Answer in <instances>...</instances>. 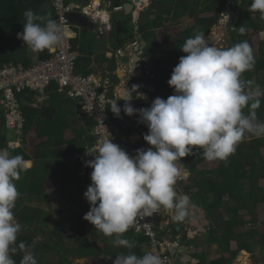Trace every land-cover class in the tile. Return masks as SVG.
I'll return each instance as SVG.
<instances>
[{
	"label": "trees",
	"instance_id": "obj_1",
	"mask_svg": "<svg viewBox=\"0 0 264 264\" xmlns=\"http://www.w3.org/2000/svg\"><path fill=\"white\" fill-rule=\"evenodd\" d=\"M90 1L92 0H65L66 4ZM239 2L241 4L234 5L238 18L236 22L229 24L231 40L226 48L243 40L251 43V34L264 32V20L260 19V13L250 11L252 0ZM227 6V0H151L148 10L140 16L138 27L140 36L147 43L144 56L155 65L153 84L156 92L151 95L153 101L157 97L167 99L174 94V89L168 84L174 68L168 71L164 69L166 65L178 64L180 57L186 55L180 49L181 45L187 38L200 31L205 33V39H210L212 30L226 16ZM29 9L35 14L57 20L56 12L48 0H0V69L9 64L29 67L35 62L50 58V49L35 52L18 38L25 22L23 14ZM204 15L210 16L203 17ZM184 18L193 19L195 25L171 39L166 34L167 24L178 23ZM122 24L125 25L124 31L128 30V21H122ZM241 26L246 29L243 35L239 32ZM160 29L165 30V43L158 40L157 31ZM73 30L77 33L76 38L72 40L73 50L77 54V72L88 76L93 74L90 66L94 60L101 62L102 66L105 64V70L113 82L110 97L118 102L122 109L119 117L111 109L110 111L115 121L120 122L125 116L123 108L126 102L114 96L115 88L121 83L116 75V59L106 58L111 49L116 53L122 47L118 44L119 41L114 39L118 35L116 30L112 34L111 44L101 42L105 37L98 38L86 28L73 27ZM254 56L255 67L242 76L246 82L255 79V82L246 86V91L254 90L257 85L264 90V42L259 46V55ZM19 99L27 103L22 107L25 133L33 132L40 143L36 146L33 156L28 154L26 142H23L20 148L11 150L10 134L5 128L4 110L0 107V148H7L12 155H22L25 161H33V167L22 172L20 179L15 181L20 197L13 211L16 220L23 227L18 234L17 246L21 241L24 242L28 246L27 251L35 255L38 264H54L51 259L56 256L61 259L59 264H73V256L78 259L114 260L118 254L129 251L137 256L144 255V249L149 244L148 238L128 230L124 238L133 241L135 246L132 249L114 246V237L105 236L83 219L90 210L84 193L91 184V176L81 178L80 164L72 163L70 159L94 142L95 138L91 134L94 120L89 116H79L78 102L59 93L56 84L48 89L46 100L41 105L37 101L38 94L34 92L25 91L19 95ZM260 101V107L255 111L257 120L264 122V96L260 97ZM243 111L248 114L249 109L246 107ZM143 125L147 134L149 129L145 123ZM72 128L74 138L67 140L65 132ZM260 138L246 134L227 161L217 160L218 166L214 171L202 170L205 158L199 149H194L186 162L190 171L194 172L199 168L194 172L196 175L193 176L189 191H196L193 194L195 204L211 217L208 243L227 249L234 243L237 249L232 252L233 257L245 250L251 253L258 263H261V260L264 262V257L256 255L258 247L264 249V233L260 234L258 231V207L264 204V187L259 185V182L264 180V140ZM245 141H249V144L246 145ZM146 143L143 141L135 145L128 144L127 152L145 149ZM66 162L69 163L68 166ZM47 183H54L58 195L65 196L69 205L66 210L57 211L59 217L54 224L51 223L54 213L51 207L53 195L48 192ZM30 202L49 204V210L32 207L28 205ZM225 215L229 216V219L219 221V218ZM39 237H42V240H39ZM23 255L24 251H18L13 256L16 264H20ZM233 257H221L212 264H232Z\"/></svg>",
	"mask_w": 264,
	"mask_h": 264
},
{
	"label": "clouds",
	"instance_id": "obj_2",
	"mask_svg": "<svg viewBox=\"0 0 264 264\" xmlns=\"http://www.w3.org/2000/svg\"><path fill=\"white\" fill-rule=\"evenodd\" d=\"M250 11L259 12L264 20V0H252ZM23 15L25 22L18 38L31 50L41 52L60 45L62 25L56 19L30 9ZM245 31L244 26L239 27L241 35ZM180 49L186 55L180 57L168 80L173 95L157 97L150 107L141 109L131 105L133 96L123 98V112L139 115V122L149 129L143 138L152 147L137 149L134 156L110 139L98 148H86L94 159L86 161L92 172L84 193L90 210L83 219L105 236L114 237V246H135L124 234L138 217L152 216L161 209L176 222L191 215V198L176 185L178 162L192 155L194 149L202 150L209 161H227L246 134L264 137V122L257 120L255 111L264 90L257 85L246 91L251 82L242 79L243 73L255 67L250 43L243 40L228 48L217 47L207 43L200 31L187 38ZM246 107L248 114L243 111ZM110 109L120 116L118 102L114 101ZM27 168L22 155L0 148V264H16L13 256L18 251H24L20 264H38L24 242L17 246L23 227L13 211L20 197L15 181ZM112 264H162V259L152 252L137 256L129 251L118 254Z\"/></svg>",
	"mask_w": 264,
	"mask_h": 264
},
{
	"label": "built area",
	"instance_id": "obj_3",
	"mask_svg": "<svg viewBox=\"0 0 264 264\" xmlns=\"http://www.w3.org/2000/svg\"><path fill=\"white\" fill-rule=\"evenodd\" d=\"M48 1L56 12L58 23L62 25V42L59 46L50 48V58L47 60L35 62L29 67L9 64L0 69V107L4 110L5 128L10 134L9 148L15 150L20 148L28 137L25 133V119L22 114V107L27 103L19 99L20 94L25 91L38 94L37 101L41 105L46 100L48 89L56 84L59 93L78 102L79 116H89L95 122L91 131L95 138L94 142L75 153L70 159L72 163L80 164L79 176L85 179L91 176L92 172V169L86 166V161L94 159V156L86 153V148H98L110 139L127 151L126 146L131 144V138L123 132L124 122L115 121L110 111L115 101L110 97L113 89L110 74L86 76L77 72V54L72 45V40L76 38L73 27L76 26L69 21L68 14L76 13L86 16L94 24L93 32L96 37L108 38L116 29L114 19L123 12L124 5L118 0L116 2L114 0H92L88 3L72 2L69 4H66L65 0ZM138 44L139 42L133 45L135 47L139 46ZM125 49L127 50V48L119 49L115 54L123 56ZM146 71L148 73L147 69ZM151 78H154V75ZM135 128L142 129L144 125L137 122ZM128 153L135 155V151H128ZM160 212L161 210L152 216L138 217L129 230L149 239L146 248L153 254L159 255L162 264H176L178 253L181 251L179 242L181 238L168 234L166 226L160 231L156 230L152 218Z\"/></svg>",
	"mask_w": 264,
	"mask_h": 264
},
{
	"label": "crops",
	"instance_id": "obj_4",
	"mask_svg": "<svg viewBox=\"0 0 264 264\" xmlns=\"http://www.w3.org/2000/svg\"><path fill=\"white\" fill-rule=\"evenodd\" d=\"M149 2L151 3V0H149ZM149 2L147 4H149ZM129 17L132 18V16H129ZM128 19L129 18H127V21ZM133 19L136 20L135 18H132L130 23L133 22ZM133 27L135 28V33L133 34L134 37L132 38L133 40L131 39V42L129 41L127 43V45H125V43L124 44L122 43V41L128 38L127 34L122 33L124 37L122 35L120 37L117 35V37L114 38L115 41L116 40L121 41V44L118 43L119 45L122 46L121 49L127 48V50L125 49L126 52L124 51L123 56H117L114 53V51L111 50V52L107 53L106 58L108 60H111L113 57H115L116 64H117L116 75L121 80V83L119 84V86L116 87L114 90L115 96L117 97L118 92H120V89H126L127 91L131 93V97L133 96V99L135 100L132 106L134 105L133 107L135 109H141V108H148L151 106V104L145 105L141 101L140 98H137V95L140 94V91L142 89L141 84H142V78L144 77L143 74L146 73L147 71L146 69H143V73L142 72L140 73V69L135 64H132L129 67L126 66V62H128L127 56H129L130 59L136 60L135 58L136 54H135L133 44H134V41H138L139 40L138 37H140L138 22L136 26H133ZM136 28H138L139 35L136 34ZM76 36H77V33H76ZM112 36L113 35L110 36L111 39L113 38ZM157 37H158L159 42L164 43L165 38H164V41H161L159 39L158 33H157ZM109 47L110 46H108V48ZM106 65L108 66V63H106ZM90 68L93 70V74L105 75L108 73L105 70V64L102 66L101 62L98 63V61H95V60L91 64ZM154 68H155V65H154ZM117 99H121V98L117 97ZM121 121H123L125 124V128L123 130L124 134L127 132L128 135L127 134L126 135L131 138L130 145H135L136 143L145 141L143 138L144 135L146 134L145 128H142V129L135 128L136 123L140 121V117L138 114L133 115V116H128L125 114L124 118ZM65 133H67V131ZM28 137L30 138L34 137V133L30 132ZM28 137H27V140L29 139ZM66 139L70 140V138L67 137V134H66ZM32 141L35 142L34 148H36V146L40 143V140H38L37 138L32 139ZM26 146H27L26 148H27L28 154L30 156H33L34 154L31 155L29 153L28 145ZM150 147L152 146L146 143L145 150H147ZM188 157L189 156H186L182 158L181 161L178 162L179 167H180V176L177 180V184L178 186H180V188H184L183 193L190 196L192 204L196 207L193 208L191 215L183 222L174 221L169 212L161 209V212L158 215H154L152 218L154 226L156 230H159V231L161 230V228L166 226V231L168 234L174 237L178 236V238L179 237L181 238L182 240L181 246L183 245L185 247H189L190 254H192V256H188L187 254H185L184 255L185 262L192 260V264H212V262L216 261L217 259L221 257L225 259H231L230 257L234 256L232 252H236L235 250L237 249V245L233 243L232 245H230V249H227V247L222 248L218 244L208 243V236H209L208 232L211 227V217H209L206 211L204 213L202 209L200 210L199 206L195 204L193 200V194L196 191L194 190L190 192L191 191V181L193 180L194 172L197 170L195 169V171L193 172L187 168L186 162H187ZM26 162L27 164L28 163L30 164L28 165V168H27V170H30L33 167V161L28 160ZM217 166H218L217 160L209 161L205 159V162L203 163L201 168L202 170L210 172V171H214L217 168ZM184 170H189V174L183 173ZM155 216H160L161 220L160 221L155 220ZM206 219L210 222L209 223L210 225L207 228H205ZM219 219H220L219 221L224 222L229 219V216L225 215L224 217H220ZM205 229L207 230V232L203 233L205 232ZM147 252H150V251L144 249V253H147ZM256 255H257V252H256ZM245 258H247V262L242 261V259H245ZM110 260L113 262V259H110ZM232 264H263V263H258L256 258L251 253H248L247 251L244 250L238 253L235 257H233Z\"/></svg>",
	"mask_w": 264,
	"mask_h": 264
},
{
	"label": "rangeland",
	"instance_id": "obj_5",
	"mask_svg": "<svg viewBox=\"0 0 264 264\" xmlns=\"http://www.w3.org/2000/svg\"><path fill=\"white\" fill-rule=\"evenodd\" d=\"M126 1V0H125ZM227 3H228V6L226 7V18L225 19H229V22H232L231 19H235L237 18V12L236 11H233L231 8L233 5H236V4H241V2H239V0H227ZM150 4V2H149ZM147 15V14H146ZM206 16H210V15H204L203 17H206ZM228 17V18H227ZM128 17H124L123 18V21H126ZM223 20H224V17L222 18V20L219 21V24L212 30L211 34H210V39H206V42L211 44V45H214V46H217V47H221V44L224 43L223 42V38H226L227 35H229V32H227L225 26L223 25ZM234 22H232L233 24ZM195 25V21L193 19H189V18H184V19H181L178 23H169L167 24V32L166 33L171 39H174L180 32H182L183 30L187 29L188 27H191ZM133 27H130L128 28V32H130V34L132 36H134L133 34L135 33V30L133 31ZM158 33V36H159V39L161 41H164V38H165V35H163V32L162 30H159L157 31ZM124 37V35H122ZM113 37V36H112ZM113 39V38H112ZM250 39H251V43L250 45L253 47V50H254V54L256 56L259 55V46L262 42H264V32H258V33H255V34H251L250 35ZM101 42L103 43H108V44H111L112 43V40L111 38H107V39H101ZM165 43V41H164ZM109 46V45H108ZM110 48V47H109ZM113 51V49H111ZM177 64H171V65H166L165 66V71H168L172 68H174ZM250 82H255V79H251ZM27 136H29L28 133H26ZM67 137H69L70 139L71 138H74V128L72 129H69L67 131ZM29 139L26 141L24 140V142H26V145H28V149H29V153L31 155L34 154V146H35V142L32 141V139H36L37 137L35 136L34 134V137H28ZM38 139V138H37ZM39 140V139H38ZM260 140H264V137H261ZM31 144V145H29ZM245 144H249V141H245ZM27 147V146H26ZM263 154H264V149L262 150ZM71 161V160H70ZM66 165L68 166L69 163L66 162ZM196 170H198V168H196ZM194 175H196L194 173ZM259 185L264 187V180H261L259 182ZM47 190L48 192H50L52 195H53V198H52V208L54 209V213H53V219L51 221L52 224H54V222L58 219V215H57V211L59 210H66L68 208V203H67V198L66 197H62L60 195H58V191H57V188H56V185L53 183H47ZM28 205L32 206V207H39V208H42L44 210H49V204H37V203H34V202H30L28 203ZM51 205V204H50ZM53 212V211H52ZM258 215H259V223H258V231L260 234H263L264 233V204H261L259 205L258 207ZM155 220H161L160 219V216H155ZM92 228H95L94 225L92 226ZM145 250H148L147 248H145ZM257 254H258V257L260 258H263L264 257V249L258 247V250H257ZM71 259H73V264H112V261L109 260V259H103V258H98V259H95V258H88V259H82L84 261H80V259L76 258V257H72ZM60 260L58 256L56 257H53V259H51V261L54 263V264H59L60 263ZM243 262H247V258L245 259H242ZM249 262V260H248ZM261 263H264L262 262L261 260Z\"/></svg>",
	"mask_w": 264,
	"mask_h": 264
},
{
	"label": "water",
	"instance_id": "obj_6",
	"mask_svg": "<svg viewBox=\"0 0 264 264\" xmlns=\"http://www.w3.org/2000/svg\"><path fill=\"white\" fill-rule=\"evenodd\" d=\"M121 3H123L124 5V10L123 12H121L120 14H118L114 21L116 24V32L118 34V36L120 37L123 34H128V31H124L123 27L125 26L124 24H122V19L124 17H129L132 16V18H135L136 20L133 19V22L129 24L130 27L136 26L138 19L140 17V14L142 12H146L148 10L149 4H147L144 0H118ZM232 10H235V7L232 6ZM68 19L69 21L76 27L79 28H86L88 30H90L91 32L94 31V24L90 21L89 18H87L86 16L80 15V14H76V13H71L68 14ZM233 20V21H232ZM232 22H236L235 19H231ZM135 22V23H134ZM134 23V24H133ZM136 34L139 35L138 33V28H136ZM134 36H129L126 40L122 41V43L127 44L129 41H131V39ZM139 38V46H135L134 50H135V58L134 59H130L129 56H127L128 62H126V66L129 67L132 64H135L139 69H140V73H143V69H147L148 73H144L143 74V78H142V84H141V91L140 94L137 95V98H140L141 101L145 104H152L153 100L151 95L153 93L156 92L155 90V86L153 84L154 82V78H151L152 75H155L156 70L154 68V64L150 61V59L148 58H143L142 56V52L145 51L147 43L145 41V39L143 37H138ZM230 37L228 36V39ZM119 44H121V41L119 42ZM139 73V71H138ZM127 95L129 97H131V93L129 91H127L126 89H120V92H118L117 97L123 99L124 96ZM126 102V98L123 99ZM135 100L132 98L131 100V105L133 104ZM134 106V105H133ZM183 173L189 174V170H184ZM176 188L178 191L183 192L184 188H180V186H178V184L176 185ZM196 207V206H194ZM199 209L201 210V208L199 207ZM202 211L205 213V210L202 209ZM210 222L206 219V225L205 228L209 227ZM207 230L205 229L206 233ZM39 240H42V237H39ZM182 240H179V242L181 243ZM189 252V253H188ZM187 254L188 256H192V254H190V249L189 247H185V246H181V251L178 253L177 256V260H176V264H192V260L185 262L184 260V255ZM80 261H82V259H80Z\"/></svg>",
	"mask_w": 264,
	"mask_h": 264
},
{
	"label": "flooded vegetation",
	"instance_id": "obj_7",
	"mask_svg": "<svg viewBox=\"0 0 264 264\" xmlns=\"http://www.w3.org/2000/svg\"><path fill=\"white\" fill-rule=\"evenodd\" d=\"M234 6V5H233ZM235 7V6H234ZM232 9V8H231ZM233 11H236V9L235 10H233ZM143 13V12H142ZM141 13V14H142ZM140 14V15H141ZM237 15V18H238V13L236 14ZM129 18V17H128ZM226 17L224 16V20H223V25L225 26V28H226V30H227V32H229L230 31V28H229V24H231L232 22H229V19H225ZM228 18V17H227ZM237 18H236V20H237ZM132 20V18H129L128 19V24H130V21ZM222 20V19H221ZM235 20V21H236ZM122 21H123V19H122ZM127 21V20H126ZM134 28V27H133ZM134 30H135V28H134ZM160 30H162V32H163V34H165V30L164 29H160ZM127 31V30H126ZM127 36L129 37V36H131V34H130V32H128V34H127ZM228 36L230 37V34L229 35H227L226 36V38H223V42L224 43H222L221 44V47H224V48H226L227 46H228V43H229V41L231 40V37L228 39ZM133 40V39H132ZM131 42V41H130ZM137 42H139V40L138 41H134V43H137ZM140 44V43H139ZM138 44V45H139ZM143 58H146L145 56H144V53H143V56H142Z\"/></svg>",
	"mask_w": 264,
	"mask_h": 264
},
{
	"label": "bare ground",
	"instance_id": "obj_8",
	"mask_svg": "<svg viewBox=\"0 0 264 264\" xmlns=\"http://www.w3.org/2000/svg\"><path fill=\"white\" fill-rule=\"evenodd\" d=\"M148 1V0H147ZM28 165H30L29 163H28ZM82 261H84V260H82Z\"/></svg>",
	"mask_w": 264,
	"mask_h": 264
}]
</instances>
